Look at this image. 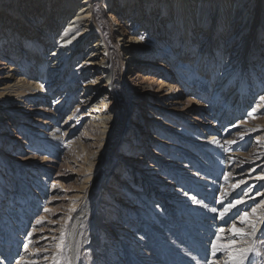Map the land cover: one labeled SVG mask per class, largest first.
<instances>
[{
  "label": "rangeland",
  "instance_id": "1",
  "mask_svg": "<svg viewBox=\"0 0 264 264\" xmlns=\"http://www.w3.org/2000/svg\"><path fill=\"white\" fill-rule=\"evenodd\" d=\"M103 4L102 0H99L95 7L97 12H100L98 18L102 25V33L107 43L110 44L112 56L104 62L112 66L113 77L111 79L107 75L108 72H104L102 68L98 72H92L94 77L91 80L94 83L93 87H96V89L91 87L92 90L90 91H88L89 88H86L73 92L66 101L68 108L64 109L65 111L62 112L57 121L53 120L50 115L54 113L55 101L61 95L59 92H52L51 95L47 94L45 97L39 95L37 99L28 104L20 102L21 99L13 100L12 98L15 99V96L9 97V101L6 100L7 95L5 97L0 96V150H3L8 155L4 156V153L0 152V179L2 180V183H0V187H2V190H0V202L3 204L0 206V257L5 261L4 264H26V262L27 264H63L59 255L62 249L61 246L66 241L70 213L78 201V194L80 193L81 195L86 189V186L90 183L88 182L91 178L90 174H93V177L98 175L99 182L93 197L95 208L90 213L94 226H92L88 237L92 248L95 247L96 249V255L97 253L99 254V251L102 255V258L98 255L99 259H103L99 262L100 264L109 263L104 258V255L107 256V254H111L107 256V259L110 262H114V264H128L132 257L136 264H154L160 260L163 261L161 264H165L166 258H170V254L167 255V252L169 251L170 253L173 250L182 253L180 257L186 260V264H194L195 260L193 261V259L195 258L201 260H199L198 264H226L227 260L230 259V252L217 248L220 252L215 253L216 251L214 252L212 248V242L221 245L235 241L238 248L245 246L246 243L240 244V242L235 240L236 236L231 231V225L238 220V223L240 222L243 211L239 210V215L237 212L234 217L232 216L225 223L220 220L218 214L212 215L207 212L201 214L193 209L190 210V208L185 209L179 204L180 198L173 200L167 198L168 201L166 199L164 204L162 202L165 198L163 193L166 190L171 196V192L175 193L176 188L181 187L186 192L184 194L192 196L195 201H199L202 205L208 204L210 208H215L218 213L221 211V206L217 205V200L220 196L226 197L222 195V189L235 192L229 199L231 203H235L237 200H248L253 197L261 192L262 185L252 188V180L246 182H243V180L251 178L247 173L256 165L252 166L251 162H255L253 156L257 157L261 150L264 151V130L259 129L255 132L253 138L243 145L246 147H239L240 150L236 149L241 153L238 156V159L241 160L234 163V165H230L229 157L231 154H226V163L223 164L220 174H228L229 177L225 176L228 180L222 183L220 189L217 188V192L212 187V178L205 172V170L211 168V161L208 157H204L199 152L197 153V151L195 152L187 147L188 155L186 152L184 156L187 155L186 157L188 158L189 156L191 157L189 153L193 154L195 157L192 162L188 163V159L180 160L175 158L171 156L172 147L169 144L177 143L176 145H180V143L178 141L174 142V140L170 142L165 138H163L165 142H168L164 146L166 151H159V148L156 147L158 142L154 140V137L150 135L147 138V135L143 134L144 131H154V126L157 125V122L148 120L150 117L149 110L153 107L149 105L150 103L159 104L156 110L161 113V110H164L160 109L161 101L172 104L177 99L181 103L176 105L177 108L174 105L166 108L168 111H163L162 119L167 118V122L164 121L169 126V129L174 127V124L168 121L169 118L186 119L188 124L190 123V129L202 131L204 138L210 136V133L204 129L207 125L215 126L214 118L210 117V111L207 110V107H201V110H199L197 104L192 105L193 95L186 93L183 86L175 81L173 76L174 80L170 79L167 81L172 85L174 84L175 91L170 93L172 90L168 87L159 92L156 90L158 77L162 76L164 78L165 76L163 67H159L160 64L165 66V60L157 58L153 62L147 61L145 64L144 61L139 65V60L134 63L132 59L127 57V53L123 48L124 42L122 41L124 40L119 41L116 36L115 30L117 26L113 20L118 1L111 0L104 9ZM5 6L10 8L12 3H8ZM9 52L10 49H7L6 55L3 53V57L0 55V62L6 60L5 58L9 56ZM75 61L71 64H75ZM4 66L5 64L0 63V89L7 84L20 85L24 83L26 85L34 84L33 86H35L37 77L24 79L23 72L19 70L18 72L10 71V67H15V65H10L8 68L7 66L4 68ZM145 77L148 79H145ZM28 81L30 82L27 83ZM86 81H89V79ZM47 88L49 89V87ZM88 94H92L94 98L91 102H84L83 100ZM262 94H264V89ZM256 97L257 95H253L251 101H256ZM24 98L22 97L23 100ZM2 102H6L7 105H1ZM116 104H121L123 107V112L118 120L122 129L118 140H121L120 143L124 142L125 139L129 140L130 146L123 147L128 152L121 150L120 144L114 145V147L107 146L108 128L98 125V121L94 119L96 112H92L93 109H91L94 105H99L101 106L99 107L100 110L112 111L113 114L117 112L114 108ZM14 106H21V108L10 111L9 109ZM12 112L14 114H11ZM172 112L177 115H172ZM262 115L264 116V113L257 114L254 120H248L246 119L247 117L242 116L241 120L249 121L246 122L248 127L255 126L258 123L264 126V117ZM116 117L114 115V120H116ZM226 124L225 122L224 125ZM57 126L60 128V140L63 143H61L63 146L61 145L60 150L54 152L53 150L44 151L43 148H40V150L35 149V139H33V135L31 136L27 132V127H30V129L28 128L29 130L37 129L48 133L49 130H52L50 129L51 127L56 128ZM137 131L140 132L137 133ZM33 133H35L34 136L41 135L37 132ZM226 137L227 140L232 141L238 138L239 135L233 132V134H227ZM139 138L142 140L137 142ZM30 140L29 145L27 141L29 142ZM108 149L110 150L109 154H107ZM1 155L4 160L1 159ZM107 155H109V161L105 164L104 169H99L100 162ZM209 155L212 156L211 152ZM140 157L143 158V161L139 163L137 161ZM6 158L9 161H6ZM199 160L206 167L201 163L198 165ZM194 161H196L197 166ZM246 161L248 165L243 164ZM262 161L261 163L263 164L264 160ZM180 162L183 164L188 163L189 166L179 167L180 171L176 174L174 173V176H169L163 170L168 167L169 171H176ZM208 162L209 165H207ZM201 166L206 169L202 170ZM240 166L242 167L239 172L237 168ZM187 168L188 171H185ZM44 169L45 172L43 171ZM124 169L126 172L123 171ZM137 172H140V174ZM135 173L138 175H135ZM262 173L264 174V167L257 169L252 175H262ZM38 175L44 179L37 181L36 176ZM21 176L24 178H22L23 181L29 184L28 190L31 194L29 197L32 199L27 200L25 198L21 200L20 198V195L25 196V193L28 194V192L23 191L24 183L20 180L17 181V178ZM203 180L206 181L202 183L201 181ZM46 181L47 184H45ZM168 181L171 182L170 185L167 183ZM16 182L19 183L18 186L20 187L15 185ZM218 182H221L220 176ZM185 183L186 185H183ZM141 190H144L145 196L139 194ZM236 191L238 192L236 193ZM211 193L213 197L210 195ZM6 194L11 198L9 200L11 205H8L9 202L4 200ZM148 197L151 198L155 205L162 206V212L159 213L155 205H153L156 209L154 210L153 206L147 202ZM229 202L226 205H229ZM247 205L246 210L249 213L254 206L251 205V202L247 203ZM137 207L142 210L137 209ZM143 208L148 214L143 211ZM151 209L156 214H153ZM97 215L102 217L105 225H101L100 220L96 218ZM146 216L147 218H145ZM121 226L126 228V230L119 229ZM155 227L162 231H157ZM221 229H223L222 232L220 231ZM99 230L101 231L99 232ZM147 232L155 235L150 248L143 247L144 242H148L150 239ZM261 234V232H258L255 235L259 242L264 238ZM188 235L196 239V242ZM217 236H220L221 239L217 240ZM184 237L189 238L186 239ZM96 238L101 239L102 242L93 245L92 242ZM139 238L141 240H138ZM166 239L170 241L168 245H166ZM120 240L123 241L119 242ZM135 242H137L136 246L141 245L140 249L137 247L134 249ZM180 243L185 244L186 247L188 246L189 250L191 249L193 257L191 252L188 254L184 247L181 248ZM104 244L108 247H103ZM129 246H131L132 251H129ZM162 246H168L167 248H170V250L167 251ZM199 248L206 254L202 255ZM259 248V246L256 247L257 253H259ZM263 248L264 246H261L262 250ZM86 250L87 248L83 249L84 252ZM262 250L260 252L264 254ZM261 256L264 258V255L261 254ZM255 261L252 259L249 264H254ZM1 263L3 264V262ZM174 263L178 264L177 261H173ZM169 264H172L171 261ZM256 264H264V261Z\"/></svg>",
  "mask_w": 264,
  "mask_h": 264
},
{
  "label": "bare ground",
  "instance_id": "2",
  "mask_svg": "<svg viewBox=\"0 0 264 264\" xmlns=\"http://www.w3.org/2000/svg\"><path fill=\"white\" fill-rule=\"evenodd\" d=\"M97 1L99 0H0L1 57L6 53L7 49H10L9 56L0 63L5 64L7 68L10 67V65H15V67H10V71L18 72L19 70L23 72L24 79L37 77L35 86H33L34 84L26 85L24 83L20 85L7 84L0 89V96L5 97L7 95V101H9V97L15 96V99L12 98L13 100L21 99L20 102L28 104L37 99L39 95L45 97L47 94L51 95L52 92H59L61 95L55 101V108H53L54 113L50 115L53 120L57 121L58 117L65 111L64 109L68 108V103H66V101L73 92L86 88H89L88 91H90L92 90L91 87L96 89V87H93L94 83H92L91 80L94 77L92 72H98L102 68L104 72H108L107 75L109 79H111L113 77L112 66L104 61L109 60L112 55L110 44L107 43L102 33V25L98 18L100 12H97L95 7ZM117 1L118 7L115 9L113 20L117 26L115 30L116 36L119 41L124 40L122 41L124 42L123 48L127 53V57L132 59L134 63L139 60V65L144 61L146 64L147 61L153 62V60L157 58L164 59L165 66L160 64L159 67H163L164 72H162L165 76L164 78L159 76L157 79L158 82L155 81L157 83L156 85H158L156 90L159 92L166 89L165 87H168L172 90L170 93L175 91L174 84L172 85L167 81L170 79L174 80L173 77H175V81L183 86L184 91L193 95L192 105L197 104L199 110H201V107H207V110L210 111V117L214 118L215 122L214 127L212 125H207L205 127L204 130L210 133V136L206 138H204L202 131L190 129V123L188 124L187 120L182 118H169L168 121L174 124V127L169 129V126L166 124L167 118L165 117L164 119L166 122L162 119L163 111L165 112L167 110L166 108H170L171 105L176 106L181 102L177 99L172 102V104L170 102L169 104L168 102L161 101L160 109H164L161 110V113L156 110L159 104H149L153 107L149 110L150 117L148 120L157 122V125L154 126L155 130L151 132L142 129L144 131L143 134H146L147 138L152 135L154 140L158 142L156 147L159 148V151L163 150V152L166 151L164 147L165 144H168L163 138L168 139L170 142H173V140L174 142L178 141L180 145H176L177 143L169 144L172 147L171 156L180 160L188 159V163L190 161L192 162L195 156L189 153L191 157H186L188 155L186 150L187 147L195 152L197 151V153L199 152L204 157H208L211 161V168L207 170L202 166L200 168H202V170L204 169L208 176L212 178V187H214L217 192V188L220 189L222 183L226 182V180H228L227 177H229L228 174H220L223 164L226 163V154H231L229 157L230 165H234V163L241 160L238 159L241 153L236 149L240 150V148L246 147L243 145L253 138L255 132L259 129L264 130V126L261 123L248 127L246 122L249 121L245 122L241 120L242 116L247 117L246 119L248 120H254L257 114L264 113V99H262V97H264V94H262L264 89V0ZM110 2L111 0H102V3H104L103 9L106 8ZM8 3H12V7H6L5 5H8ZM100 11L102 12V10ZM74 60H76L75 64L72 65L71 63ZM87 79H89V81H86ZM145 79L148 78L145 77ZM29 82L30 81L27 83ZM47 87H49V89ZM253 95H257V97L255 99L256 101L252 102L251 99H253ZM22 97H25L24 100ZM93 98L94 96L92 94H88L83 101L91 102ZM175 98L178 97L176 96ZM1 105L5 106L7 103L2 102ZM99 107L101 106L94 105L91 109H93L92 112H96L94 119L98 121V125L108 128L107 146L114 147V145L120 144L121 150L128 152V150H124L123 147L130 146L129 140L125 139V141L121 143V140H118L122 130L118 120L123 112V107L121 104L114 105L117 112L113 114L112 111L100 110ZM16 108L19 109L21 106H14L9 110L12 111ZM11 114L14 113L12 112ZM89 115L91 116V114ZM114 115L117 116V121L114 120ZM172 115L175 116L177 114L172 112ZM225 122L227 123L226 125H224ZM28 128L30 129V127H27V132L30 133L31 136L33 135L32 137L35 139V149L40 150V148H43L44 151L53 150L57 152L60 150V147L63 146L60 140L59 126L56 128L51 127L50 129L52 130H49L48 133L37 129L29 130ZM23 130L26 131L25 128H23ZM33 132L40 133L41 135L34 136L35 133ZM138 132L140 131H137V133ZM233 132L238 134L239 137L232 141L227 140V134H233ZM139 140L142 139L139 138L137 142H139ZM30 142L31 140L29 142L27 141V144L30 145ZM261 151L257 154V157L253 156L255 162L250 161L252 166L256 164L247 173L251 178H245L243 180V182L252 180V188L262 185L261 192L255 194L248 200H242V203H232L235 205L234 207H229L226 203L229 202L231 195L235 192L223 189L221 193L226 197L220 196L217 200V205L221 206L220 213L216 211L213 212L208 204L202 205L199 201H195L192 196L184 194L185 191L181 187L176 188L175 193L171 192V196H169L170 193L166 190L163 193L165 195V198L162 200L164 204L167 198L172 200L180 198L179 204L185 209L190 208V210L193 209L201 214H203V212L212 215L218 214L220 220L225 223L229 221L232 216L234 217V214L239 210H242L243 214L248 207L247 203L251 202V205L254 206L253 208L256 209V214L253 216L251 210L249 212V217L255 224L256 232L253 234L252 227L248 224H241V220L239 223L238 220L231 225L232 227L235 225L236 228L246 233L243 237L236 236L235 239L237 242H240V244L246 243L242 248L246 247L247 244L248 246L255 244L256 247H260L259 253H250L249 258L244 261V264H249L252 259L256 260L254 264L264 261V258L261 256V254H264L260 252V250H262L261 246H264V238L259 242L257 237H255L258 232L264 233V174L252 175L254 171L264 167V163H261V161L264 160V151ZM0 152L4 153V156H8L3 150H0ZM109 152L110 150L108 149L107 154H109ZM210 152L212 156L209 155ZM184 153L187 155L184 156ZM1 159L4 160L2 155ZM109 159V155L105 156L103 161L100 162L99 169H104ZM6 161H9V159L6 158ZM141 161H143L142 157H140L137 162L140 163ZM247 161L243 162V164L248 165ZM188 163L183 164L180 162L176 171H169L167 166V168L163 170L168 173L169 176H174V173H178L181 167H188ZM194 163L196 165V161H194ZM198 163V165L201 163L205 166L200 160ZM207 165H209V162ZM241 167L242 166L237 168L239 172ZM43 171L45 172V169ZM123 171L126 172L125 169ZM185 171H188V168ZM137 173H135V175L140 174V172ZM90 176L91 178L88 181L90 182L89 185L86 186V189L81 195L80 193L78 194V201L70 213L66 241L64 245L61 246L62 249L59 255L63 264H100L99 262L103 260L98 257V255H100V258H102L100 251L99 254L97 253L96 255V249L95 247L92 248L90 238L88 237L92 226H94L90 213L95 208L93 197L99 182L98 175H94L93 177V174H90ZM219 176L221 177L220 183L218 182ZM22 178V176L18 177L17 181L20 180L24 183L23 191L28 192V194L25 193V196L20 195V198L21 200L25 198L29 200L31 198L29 197L31 195L28 190L29 184L24 182V178ZM175 178L177 177L175 176ZM36 179L37 181H42L44 178L38 175ZM204 181L206 180L201 182L204 183ZM0 183H2L1 179ZM167 183H169V185L171 184L169 181ZM45 184H47V181ZM15 185L20 187L17 182ZM183 185H186V183ZM0 190H2V187H0ZM2 192L4 193V191ZM9 192L11 193V191ZM237 192L238 191H236V193ZM139 194L145 196L146 193L144 190H141ZM210 195L213 197L212 193ZM5 196L6 198L4 200L9 202L8 205H11L9 201L11 198H9L7 194ZM147 202L152 206L155 205L149 197ZM2 205L3 204L0 202V206ZM161 207L162 206L155 205L159 213L162 212ZM138 208L142 210L140 207H137V209ZM155 208L154 210H156ZM143 211L146 212L144 208ZM151 211L153 210L151 209ZM146 213L148 214V212ZM153 214H156V212L153 211ZM96 218L100 220L101 225H105L102 217L97 215ZM145 218H147V216ZM155 228L157 231H162L157 227ZM119 229L126 230L123 226L119 227ZM100 231L101 230H99V232ZM148 233L150 239L148 242H144L143 247L145 248H150L155 236L153 233L147 232V234ZM190 237L196 242V239L192 236ZM184 238L187 239L189 237ZM138 240L141 239L139 238ZM122 241L123 240H120L119 242ZM101 242V239L96 238V240H93L92 244H100ZM168 243H170V241L166 239V245H168ZM136 244L137 242L134 244L135 247L133 246L134 249L136 247L140 249L141 245L136 246ZM131 246L128 247L129 251H132V248H130ZM103 247L107 248L108 246L104 244ZM167 247L162 246V248L167 251L170 250V248ZM182 247L185 248L188 254L191 252V249L189 250L188 246L186 247L185 244H181V248ZM85 248H87L86 252L83 251ZM199 251L202 255L206 254L200 248ZM215 251V253L220 252L218 249ZM262 251L264 252V248ZM168 254H170V258H166L165 264H169L170 261L172 264L173 261H177L178 264L187 263L185 259H182L183 257H180L182 253L176 250L170 253L168 251L167 255ZM110 255L111 254H107V256ZM107 256L104 255L105 261L109 262L108 264H114V262H110L107 259ZM199 260L195 258L193 259L194 262H192L198 264L201 261ZM1 262L4 264L5 261L1 258L0 263ZM161 262L163 261L160 260L154 264H161ZM229 262L230 259L227 260L226 264H229ZM128 264H136L133 257L130 258Z\"/></svg>",
  "mask_w": 264,
  "mask_h": 264
},
{
  "label": "snow or ice",
  "instance_id": "3",
  "mask_svg": "<svg viewBox=\"0 0 264 264\" xmlns=\"http://www.w3.org/2000/svg\"><path fill=\"white\" fill-rule=\"evenodd\" d=\"M262 99H264V97H262ZM245 195H247V193H245ZM239 203H242V201L237 200L236 204H239ZM234 206H235L234 204L229 202V207H234ZM212 211L215 212L216 209L213 208ZM226 211H227V209H226ZM237 214L239 215L240 213L238 212ZM252 214H253V216L256 214L255 208H252ZM222 215H223V213H222ZM241 224L250 225L252 227L253 234L256 232L255 224L253 223L252 219H250L249 213L247 210H245L241 216ZM220 231L222 232L223 229H221ZM231 231L235 236L243 237L244 235H246V233L242 232L241 229L236 228L235 225H233ZM261 236L264 237V233H262ZM220 239H221V237L217 236V240H220ZM25 247H27V246H25ZM212 248H213L214 252H215V250H217V248H220L224 251L230 252L231 255H230L229 264H244V261L249 258L250 253L251 254H258L255 244H251V245L244 247V248H238L236 246L235 241H232L228 244H221V245H217L215 242H212ZM26 264H27V262H26Z\"/></svg>",
  "mask_w": 264,
  "mask_h": 264
}]
</instances>
